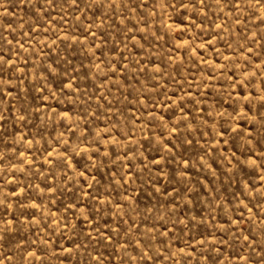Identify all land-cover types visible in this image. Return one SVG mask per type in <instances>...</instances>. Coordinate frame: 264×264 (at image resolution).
<instances>
[{
    "label": "rangeland",
    "instance_id": "374dc122",
    "mask_svg": "<svg viewBox=\"0 0 264 264\" xmlns=\"http://www.w3.org/2000/svg\"><path fill=\"white\" fill-rule=\"evenodd\" d=\"M0 264H264V0H0Z\"/></svg>",
    "mask_w": 264,
    "mask_h": 264
}]
</instances>
